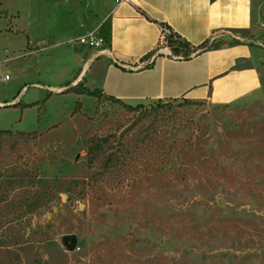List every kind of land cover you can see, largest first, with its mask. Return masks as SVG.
I'll list each match as a JSON object with an SVG mask.
<instances>
[{
  "label": "rangeland",
  "instance_id": "374dc122",
  "mask_svg": "<svg viewBox=\"0 0 264 264\" xmlns=\"http://www.w3.org/2000/svg\"><path fill=\"white\" fill-rule=\"evenodd\" d=\"M30 1L0 0V264H264V94L51 95L31 85L60 65L26 52Z\"/></svg>",
  "mask_w": 264,
  "mask_h": 264
},
{
  "label": "crops",
  "instance_id": "0c3cea01",
  "mask_svg": "<svg viewBox=\"0 0 264 264\" xmlns=\"http://www.w3.org/2000/svg\"><path fill=\"white\" fill-rule=\"evenodd\" d=\"M31 1L26 52L60 65L55 79L39 74L31 85L51 95L83 85L131 106L177 99L219 106L264 94V0ZM163 26L208 49L189 58L159 51ZM89 35L105 39L107 51L81 45Z\"/></svg>",
  "mask_w": 264,
  "mask_h": 264
},
{
  "label": "trees",
  "instance_id": "16d2710c",
  "mask_svg": "<svg viewBox=\"0 0 264 264\" xmlns=\"http://www.w3.org/2000/svg\"><path fill=\"white\" fill-rule=\"evenodd\" d=\"M163 28L170 29L167 26H163ZM168 39H169L170 46H173L174 44H178V47L172 48L173 56H179L182 53L181 48H183L184 50L187 51V53H184L185 58L191 57V54H189V53L196 55V54H200L203 51L208 49L206 47V44H203L199 47H195V46L191 45L190 43L183 40L178 34L174 33L173 31H172V34L169 36ZM154 54L155 53H153L152 55H154ZM69 92H73L77 95H88V96H91V97H94L97 99L107 98V99H110V100L115 101V102H120L114 98L102 95V93L99 91L91 92L88 89L84 88L83 85H78L77 87L68 91V93ZM10 132L11 131H0V134H9ZM105 141L106 140L95 139V138H92L90 140L89 145H88V152H87L88 164L90 165V167H93V165L95 164V162L97 160V156H98L97 154L102 150V144L101 143H103Z\"/></svg>",
  "mask_w": 264,
  "mask_h": 264
},
{
  "label": "built area",
  "instance_id": "2783aa9c",
  "mask_svg": "<svg viewBox=\"0 0 264 264\" xmlns=\"http://www.w3.org/2000/svg\"><path fill=\"white\" fill-rule=\"evenodd\" d=\"M118 2H122L124 0H117ZM172 34V31L168 28H162V34L159 41V51H164L170 49L169 47V36ZM81 45H84L88 49H94L98 51H107V41L103 38H96L92 35L85 36L79 40Z\"/></svg>",
  "mask_w": 264,
  "mask_h": 264
}]
</instances>
